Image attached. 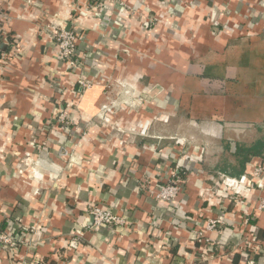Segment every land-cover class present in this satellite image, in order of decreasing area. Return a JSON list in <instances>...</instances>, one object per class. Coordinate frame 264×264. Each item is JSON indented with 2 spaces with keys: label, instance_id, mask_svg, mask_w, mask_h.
Segmentation results:
<instances>
[{
  "label": "crops",
  "instance_id": "1",
  "mask_svg": "<svg viewBox=\"0 0 264 264\" xmlns=\"http://www.w3.org/2000/svg\"><path fill=\"white\" fill-rule=\"evenodd\" d=\"M98 2L0 0V232L19 243L0 264H264V159L239 193L220 167L264 128V0ZM54 23L82 34L80 68Z\"/></svg>",
  "mask_w": 264,
  "mask_h": 264
},
{
  "label": "built area",
  "instance_id": "2",
  "mask_svg": "<svg viewBox=\"0 0 264 264\" xmlns=\"http://www.w3.org/2000/svg\"><path fill=\"white\" fill-rule=\"evenodd\" d=\"M92 1L93 0H88L90 4ZM112 1H116V0H99L98 3H101L102 6ZM50 29L57 47V54H56L57 59L62 61L63 63L68 64L69 67L80 68L83 64L84 56L78 53V44L83 38L79 30L66 29L64 26L58 23H54V25ZM2 32L3 31H1L0 29V38L3 36ZM81 85L84 88H88L90 86L87 81H81ZM57 119H59V121H65L66 119L65 112H62L57 117ZM253 177L256 178V181L254 182L255 186H257V188L262 192L260 201L257 205V209L259 211H264V164L263 163L256 166L255 171L253 173ZM223 179L229 189L228 190L229 194L239 193V188H237V184L239 181L242 182L240 179L230 178L227 176H223ZM182 181L183 180H181L178 176L174 175V177L169 182L164 183L163 185L160 186L159 191L156 194V197L160 200H166L173 203L178 197V195L182 193V188H181ZM251 186H253V184ZM90 214L94 220L93 225L96 226L106 225L108 227H114V226H121L124 224V219L116 215L110 209H104L100 206H93L90 210ZM216 222L217 221H212L210 223V227L214 228ZM18 240H20V238ZM253 243L254 245L252 244L250 245V247L252 249H258L259 247L255 244L257 243L255 237L253 239ZM0 245L4 247H11L14 251H17V246L19 245V243L11 234V232H0ZM76 246H77V241L75 239L69 242L70 248H74ZM250 263L253 264V261H251ZM62 264H69V263H62Z\"/></svg>",
  "mask_w": 264,
  "mask_h": 264
},
{
  "label": "trees",
  "instance_id": "3",
  "mask_svg": "<svg viewBox=\"0 0 264 264\" xmlns=\"http://www.w3.org/2000/svg\"><path fill=\"white\" fill-rule=\"evenodd\" d=\"M225 145L227 151L220 167L226 175L239 179L243 176L248 162L255 157L264 159V128L258 127L249 141H236L233 149L230 143ZM262 235L264 236L263 232Z\"/></svg>",
  "mask_w": 264,
  "mask_h": 264
},
{
  "label": "rangeland",
  "instance_id": "4",
  "mask_svg": "<svg viewBox=\"0 0 264 264\" xmlns=\"http://www.w3.org/2000/svg\"><path fill=\"white\" fill-rule=\"evenodd\" d=\"M229 134H230V135H229ZM229 134H226V136H227V137H230V136H232V131H230V133H229ZM218 143H219V142H218ZM212 145H214V146H215V143L213 142V143H212Z\"/></svg>",
  "mask_w": 264,
  "mask_h": 264
}]
</instances>
